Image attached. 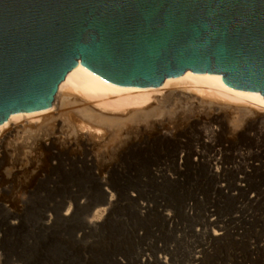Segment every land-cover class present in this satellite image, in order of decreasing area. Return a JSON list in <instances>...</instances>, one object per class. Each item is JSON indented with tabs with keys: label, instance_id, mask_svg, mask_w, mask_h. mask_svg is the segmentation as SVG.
I'll use <instances>...</instances> for the list:
<instances>
[{
	"label": "bare ground",
	"instance_id": "bare-ground-1",
	"mask_svg": "<svg viewBox=\"0 0 264 264\" xmlns=\"http://www.w3.org/2000/svg\"><path fill=\"white\" fill-rule=\"evenodd\" d=\"M203 110L213 113L211 122L208 121L211 123L208 124L209 129L196 136V140L194 137L195 143L192 142L191 147H183L171 159L164 158L160 163L157 162L158 164L148 165L145 176L152 177V181L156 183L179 181V174L187 167L190 170L204 171L207 176L215 178V186L224 193L228 192L229 186L244 189L248 186L245 181L247 182V177L251 175L249 167H254L255 164L247 163L249 158L241 154H234V162L228 164L226 151L234 143L233 135H247L251 124L264 121V96L261 92L254 94L235 89L224 81L222 75L209 72L199 74L190 69L180 77H166L159 86H122L105 79L79 61L59 84L50 106L34 111L13 112L0 124V164H13L25 157V162L31 167L33 165L32 170L26 173L20 171L19 167L16 168L7 178L0 172V264H32L26 257L22 260V246L13 247L6 241L8 230L20 225L21 215L14 212L13 208L18 207L21 212L32 196L45 192L43 195L48 199L49 192L61 190L55 201L51 197V205L39 212L38 215L41 216L36 225L39 226L38 229L44 228L45 233H49L48 236L51 237V233L61 229L63 232L60 233L64 236V230L69 225L81 222L82 232L74 234L76 242H81L88 231L103 227L105 229L114 203L121 196L126 198L123 195L124 190H118L112 183V173L120 172L118 161L156 138L173 142L176 133L186 126L183 125L185 119L190 120L192 113ZM139 119L150 121L152 130L142 132L141 136L136 137L133 133L131 135L133 126H130ZM172 123L175 124L174 128ZM222 131H227L232 136L229 134L227 139H221ZM121 139L128 140L123 144L120 141L121 143L112 149L114 156L111 155L113 157L108 161L106 159L111 150L109 152L106 149L107 154L104 149L100 150L101 153L97 152L98 148H105L107 144L113 146V143L118 144ZM60 155L64 156L61 173L55 171V161ZM238 158L244 161L242 166L236 165ZM171 166L175 170L173 174L169 173L173 170L169 169ZM240 169L243 176L234 183L223 177L231 171H235L237 177ZM123 181L124 179L122 184ZM93 184L97 186H94L97 188L96 199H92V195L86 192H93V187L90 188ZM126 191L127 198L137 203L135 211L139 214L151 209L150 203L139 201L137 193ZM41 197L44 198L42 195ZM191 210L192 204L188 203L185 211L190 213ZM165 216L170 218L168 223L175 224L173 217L168 214ZM215 221H210V228L206 229L209 241L220 239L223 234L222 228H216ZM59 223L62 224L61 229V226H57ZM161 248L154 255V259L145 250L140 252L134 264H169L172 257L168 255L171 253L168 247L161 245ZM106 261L111 260L106 258ZM114 261L118 263L122 260H117L116 257Z\"/></svg>",
	"mask_w": 264,
	"mask_h": 264
},
{
	"label": "water",
	"instance_id": "water-1",
	"mask_svg": "<svg viewBox=\"0 0 264 264\" xmlns=\"http://www.w3.org/2000/svg\"><path fill=\"white\" fill-rule=\"evenodd\" d=\"M79 61L122 86L190 69L264 96V0H0V124L50 106Z\"/></svg>",
	"mask_w": 264,
	"mask_h": 264
},
{
	"label": "rangeland",
	"instance_id": "rangeland-1",
	"mask_svg": "<svg viewBox=\"0 0 264 264\" xmlns=\"http://www.w3.org/2000/svg\"><path fill=\"white\" fill-rule=\"evenodd\" d=\"M203 111L192 113L190 120L185 119L183 125L186 126L176 133L173 142L156 138L149 143H144L134 153L130 152L131 155L129 154L125 156L126 158L118 161L121 166L120 172L112 173L114 179L112 183L117 189L124 190L123 195L126 198L121 196L114 203L113 209L111 208L110 211L112 213H109L111 218L108 217V228L106 226L105 229L103 227V229L96 228L88 231L84 236L85 239L83 238L81 242H76L74 238L76 232L79 234L83 230L81 222L69 225L64 230L66 232L64 236L60 233L63 232L61 223L57 225L61 226L59 228L61 231L54 232L57 236L51 233L50 237L49 233H45L44 228V230L38 229L36 221L41 216L38 215L39 212L51 205L52 199L55 201L56 195L61 192L59 190L60 192H49L48 199L43 195L46 194L45 192L39 193L38 196H32L33 198L31 197L28 205L21 212L18 207L13 208L14 212H19L21 215L19 218L22 226L18 224V228L8 230L6 241L13 247L22 246V260L26 257L32 264H69L72 260L74 262L70 264H115L116 257L117 260L123 261H119L122 264H134L140 252L142 253L144 250L154 259L157 251L162 249L161 245L168 247V251L171 253L168 255L172 257L169 264H264V121L251 124L247 129V135H233L236 139L232 138L234 143L226 151L228 164L234 162V154L246 155L249 158L246 162L255 164L254 167H249L251 175L247 177L245 184L247 183L248 186L244 189L239 190L236 189L237 187L229 186L228 192L224 193L217 185L215 186V178L207 176L203 173L204 171L190 170L187 167L185 173L179 174L181 176L179 181H161L160 179L161 182L156 183L152 181V177L145 176V169L148 165L158 164L157 162L160 163L164 158L171 159L183 147H191L195 143L196 136L202 135L203 131L209 129L213 113ZM151 126V122L148 120H136L130 126L132 127L131 135L133 133V136L139 137L145 132H150ZM171 126L173 127L175 124L172 123ZM229 134L227 131H222L220 138L227 139ZM230 136L232 135L230 134ZM126 140L128 139H121L118 144L113 143V146L107 144L108 146L105 148H98L97 152L101 153L103 149L104 151L107 149L109 152L111 150V153H108L110 155H107L108 159L106 160L108 161L114 156L112 154L114 147H117L121 143L120 141L123 144ZM60 156L55 161V171L61 173L64 156ZM24 158L13 164L2 162L0 172L4 178H7L18 167L19 170L21 169L20 171H24L23 173L30 172L33 165L31 167ZM236 162V165L244 163L241 158H238ZM169 169H173L169 173H175L173 166ZM242 169L239 170L240 173L237 174V177L235 171L227 172L223 177L230 183H234L241 175L243 176ZM122 179H124L123 184ZM137 181L139 183L141 181V183L139 184ZM94 186L96 184L90 187H93V192L85 189L92 195V199H96L97 188ZM81 189L83 190L82 186ZM125 191L126 193L130 191L131 194L137 193L139 201H147L150 203L151 209L144 214H139L135 211L137 203L127 198ZM188 203L192 204L190 213L185 211ZM166 214L174 218L175 224L168 223L170 218L166 217ZM212 220H216V228H222L223 234L220 239L209 241L206 229L210 228L208 223ZM71 232L72 234L69 235L68 233ZM208 243L210 244L208 245ZM106 258L111 261H106ZM119 262L116 264H121Z\"/></svg>",
	"mask_w": 264,
	"mask_h": 264
}]
</instances>
